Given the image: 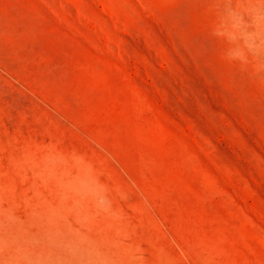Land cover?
Here are the masks:
<instances>
[{"label": "rangeland", "instance_id": "obj_1", "mask_svg": "<svg viewBox=\"0 0 264 264\" xmlns=\"http://www.w3.org/2000/svg\"><path fill=\"white\" fill-rule=\"evenodd\" d=\"M0 264H264V0H0Z\"/></svg>", "mask_w": 264, "mask_h": 264}]
</instances>
